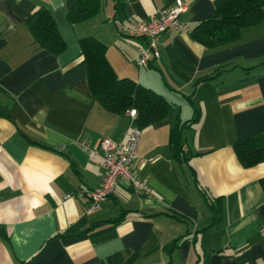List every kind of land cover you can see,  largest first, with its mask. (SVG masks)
<instances>
[{
  "label": "crops",
  "instance_id": "obj_1",
  "mask_svg": "<svg viewBox=\"0 0 264 264\" xmlns=\"http://www.w3.org/2000/svg\"><path fill=\"white\" fill-rule=\"evenodd\" d=\"M79 1L0 3V264H264V163L245 168L234 150L264 133V20L207 48L191 33L216 0H100L95 16L71 23ZM178 1L185 31L163 33L160 57L139 69L147 38L130 34L134 23ZM40 9L66 43L59 55L35 43L29 22ZM89 37L119 78L175 105L141 129L133 169L151 192L120 180L94 213L88 193L104 170L83 143L124 140L132 121L93 95L80 44ZM177 125L184 160L171 147Z\"/></svg>",
  "mask_w": 264,
  "mask_h": 264
},
{
  "label": "trees",
  "instance_id": "obj_2",
  "mask_svg": "<svg viewBox=\"0 0 264 264\" xmlns=\"http://www.w3.org/2000/svg\"><path fill=\"white\" fill-rule=\"evenodd\" d=\"M213 15L191 33L194 41L204 47L215 48L239 39L241 31L254 27L264 20V0H216ZM101 9L100 0H80L69 12L71 23L86 21ZM35 43L40 49L53 55H59L66 49L51 14L40 9L29 22ZM84 57L83 63L88 68L90 89L100 105L112 115H125L130 110L136 111L134 125L143 129L155 125L171 116L175 105L165 97L146 89L130 79L119 78L107 60V47L93 37L80 41ZM196 116L189 121L193 124ZM182 126L177 125L171 132L173 156L184 160L188 155L184 151ZM234 150L241 165L252 168L264 163V133L239 141ZM191 154V153H189ZM215 211L220 199L208 200Z\"/></svg>",
  "mask_w": 264,
  "mask_h": 264
},
{
  "label": "built area",
  "instance_id": "obj_3",
  "mask_svg": "<svg viewBox=\"0 0 264 264\" xmlns=\"http://www.w3.org/2000/svg\"><path fill=\"white\" fill-rule=\"evenodd\" d=\"M2 1L0 0V3ZM186 10L187 6L178 1L171 7L158 11L148 20L134 23L130 34L147 38L146 47L139 49L135 60L139 69L147 68L153 60L160 57L159 37L163 33L171 30L185 31L180 17ZM127 115L132 121V127L124 140L102 139L96 147H90L89 144L83 143L90 160H98L99 166L104 170V178L100 186L88 193V213H94L101 209L114 193L120 180L129 181L144 193L151 192L147 182L139 178L133 169V164L138 159L142 131L134 125L136 111L130 110Z\"/></svg>",
  "mask_w": 264,
  "mask_h": 264
}]
</instances>
